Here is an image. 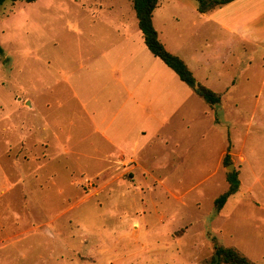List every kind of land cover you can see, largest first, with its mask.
<instances>
[{
	"label": "rangeland",
	"instance_id": "1",
	"mask_svg": "<svg viewBox=\"0 0 264 264\" xmlns=\"http://www.w3.org/2000/svg\"><path fill=\"white\" fill-rule=\"evenodd\" d=\"M86 1L85 8L81 0L17 1L0 8V193L25 220L19 247L29 248L35 264H211L218 244L264 264V127L250 126L247 96L242 112L226 97L228 108L234 107L226 114L201 100L206 108L198 105L195 122L170 115L155 137L150 131L143 135L134 178L125 169L99 176L110 164L111 146L91 145L89 139L77 143L78 130L72 128L99 125L95 99L108 107L112 79L105 71L104 81L78 83V66L97 65L94 58L102 52L116 57L122 51L115 45L122 42L144 41L130 0ZM161 11L153 23L159 40L189 58L191 46H202L190 40L193 21L200 20L170 4ZM78 12L89 17L87 34L72 27L80 22ZM121 16L128 22L117 32ZM137 53L139 62L146 57ZM257 61L244 62L246 75L264 72ZM116 67L123 75V66ZM237 68L204 66L194 72L206 84L204 76L237 75ZM223 151L238 154L234 168L243 184L219 209L216 199L229 189L232 172L231 163L223 164ZM46 220L58 232L48 245L43 234L25 230Z\"/></svg>",
	"mask_w": 264,
	"mask_h": 264
},
{
	"label": "crops",
	"instance_id": "2",
	"mask_svg": "<svg viewBox=\"0 0 264 264\" xmlns=\"http://www.w3.org/2000/svg\"><path fill=\"white\" fill-rule=\"evenodd\" d=\"M81 1V6L85 8L87 6L84 4L86 0ZM86 2L92 3L88 0ZM168 4L173 5L180 12L179 14H186L192 19L198 18L200 20L199 25L197 21H193L195 29L190 40L193 41V38H196L199 40L198 43L202 45L197 46L196 43V45L191 46L192 52L189 58H184L176 51L170 52L179 56L188 65L197 82L220 95L221 100L218 105H220L222 114H226L229 108L234 109V107L240 110L238 112H242L241 102L247 96L250 99L248 106L252 121L250 126L256 124L264 127V72L257 75L244 73L246 67L244 62L246 61L247 65H252L258 60L257 62H260V65L264 67V0H230L211 8L207 7L204 10L200 9L199 0H160L153 14V23L156 11L162 10L160 14H163ZM96 5L101 6L97 2H93L92 6ZM82 10L84 9H80V11ZM81 14V12L76 14L77 21L79 19L80 22H76L72 27L77 34H82V32L87 34L84 31V25L88 22L89 17ZM125 19L123 16L116 17L118 23L115 25V31H120L123 24L128 22ZM207 24L209 25L207 26ZM205 25L208 27V33L202 30ZM124 27L126 30H131V28L135 30L129 24H125ZM157 32L159 36L161 31L158 30ZM164 46L169 51L165 44ZM115 47L122 51L116 57H112L108 52H102L94 58L98 61L97 65L89 66V64L81 63L78 66V83L104 81L105 79L101 74L108 71L112 79L108 82L112 83V89L109 100L105 103L108 107L98 106V102L103 101L95 99L96 108L93 117L96 115L101 117L99 125L94 124L87 127L75 123L72 130H78L77 143H83L89 139L91 145H97L99 142V146L102 144L111 146L110 150H106L107 161L110 164L100 171L99 176L110 171L117 172L125 169L134 178L133 170L135 166L138 167V159L134 155L137 154L136 148L142 141L144 134L150 131V135L155 137L157 132L161 130L160 128L168 122L170 115L174 114L186 115L189 122L190 119L195 122L196 112H199L198 105L203 106L201 100L211 109L215 106H211L194 89L182 81L176 73H172V69L155 56L145 43L122 42ZM138 51H141L144 56L146 55L140 62L138 61ZM117 65L123 66V75L121 70L116 67ZM204 66H234L238 67L239 73L237 75H219L216 73L217 75L214 76H204L206 84H203L196 78L194 71L201 70ZM76 70L67 71L68 75L65 76V80L70 81V78L76 75L74 72ZM240 81L243 84H240ZM252 84L254 87L251 86ZM241 90L243 93L237 92ZM226 97L231 99L234 107L228 108L227 101H223ZM94 98H96L95 95ZM26 103H29L31 107L30 101ZM226 105L227 107H225ZM204 108L206 107L203 106L202 111L205 110ZM227 153V151H223L221 157ZM230 154L232 166H228L227 169L234 171L238 154ZM239 155L241 154L239 153ZM244 159L242 155L239 156L240 161ZM239 184L240 186L243 184L241 180ZM6 201L4 192L1 191L0 264H35V261L31 263L27 253L30 251L29 248L21 249L18 245L25 220L23 217H19L16 210H12L10 203H6ZM53 227V221L46 220L39 225L33 223L31 227L26 226L25 230L43 234L45 245H48V242L53 243L58 236V232H55ZM30 237L29 240L33 242L34 239H30ZM16 252H19L17 254L18 260H16ZM76 255L81 256L79 251L76 252ZM81 258L92 259L89 256H81Z\"/></svg>",
	"mask_w": 264,
	"mask_h": 264
},
{
	"label": "trees",
	"instance_id": "3",
	"mask_svg": "<svg viewBox=\"0 0 264 264\" xmlns=\"http://www.w3.org/2000/svg\"><path fill=\"white\" fill-rule=\"evenodd\" d=\"M34 2L36 0H0V8L7 2ZM136 11L139 28L142 33L144 43L148 49L157 57H159L168 67H170L179 78L184 81L189 87L194 89L197 94L205 99L211 106H216L220 103L221 97L219 94L211 90L205 85L200 84L195 79L188 65L177 55L166 49L164 44L158 38V32L153 24V14L160 0H130ZM200 9L211 8L217 4L228 2L230 0H199ZM0 52L2 48L0 46ZM231 162L230 156L227 153L223 158V164L229 165ZM231 185L229 189L216 199L217 207L221 209L227 198L233 194L239 185L237 172L234 170L229 173ZM215 252L212 257L211 264H255L247 257L242 255L237 249L215 244Z\"/></svg>",
	"mask_w": 264,
	"mask_h": 264
},
{
	"label": "water",
	"instance_id": "4",
	"mask_svg": "<svg viewBox=\"0 0 264 264\" xmlns=\"http://www.w3.org/2000/svg\"><path fill=\"white\" fill-rule=\"evenodd\" d=\"M229 166H232V165H229Z\"/></svg>",
	"mask_w": 264,
	"mask_h": 264
}]
</instances>
